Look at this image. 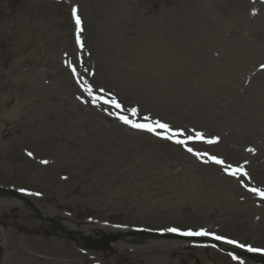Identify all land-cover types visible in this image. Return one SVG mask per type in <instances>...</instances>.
I'll list each match as a JSON object with an SVG mask.
<instances>
[{
    "label": "rangeland",
    "instance_id": "374dc122",
    "mask_svg": "<svg viewBox=\"0 0 264 264\" xmlns=\"http://www.w3.org/2000/svg\"><path fill=\"white\" fill-rule=\"evenodd\" d=\"M262 66L264 0H0V264H264V233H252L264 226V154L243 151L264 148ZM39 144L81 159L71 170H35ZM174 145L252 177L256 185L239 181L237 194L240 207L252 208L246 220L226 217L224 202H186L193 194L178 188L182 156L163 150ZM57 171L68 179L64 189ZM105 172L170 180L179 194L167 205L187 208L168 223L214 232L182 236L148 219L132 238L111 235V206L91 192ZM62 224L83 231L65 232ZM7 238L16 247L6 250ZM243 238L254 252L234 248ZM32 239L48 248L60 243L63 254L31 251ZM152 243L163 250L140 252Z\"/></svg>",
    "mask_w": 264,
    "mask_h": 264
},
{
    "label": "bare ground",
    "instance_id": "6f19581e",
    "mask_svg": "<svg viewBox=\"0 0 264 264\" xmlns=\"http://www.w3.org/2000/svg\"><path fill=\"white\" fill-rule=\"evenodd\" d=\"M158 50L159 47L152 44L150 51L157 53ZM33 148L31 162L35 170H45L49 168H52L53 170H71L76 165V162L81 159L78 158L75 160V158L72 159L70 156H59L56 154L55 147L53 146H44L39 144ZM188 149L189 147L184 148L175 145L163 147V150L165 151H173L182 156L180 157L179 162L181 168H176V174L182 177L181 180L183 182V184L181 181L178 182V188H182L183 193H189L190 195L193 194L191 198L188 196V200L186 202L195 205V208H199L201 206V200L203 198L208 200L210 203L212 202L215 204L224 202V204H228V207L226 206L227 208H225L226 217L236 220L242 216L244 220H246L244 215L247 216L251 213L252 208L240 207V202L237 200V194L243 193V191L239 188V181H243L244 183L249 182L252 185H256L251 182L252 177L245 175L235 177V175L230 174L229 171H224L223 168H221L224 167L223 165L217 164L213 161L206 160L202 162L198 160V158L191 155L193 148H191L192 151H188ZM230 149H234V146ZM243 151L248 153L258 151L264 154V148L247 147L244 148ZM149 152L150 151H148V153ZM254 156L249 157L252 163L256 159ZM147 162L149 164V168L156 167L155 163L151 160H147ZM187 163H189L188 169L195 173L192 176H189L186 173ZM171 167L174 166L171 165ZM171 171L172 168L166 173V175L171 174ZM59 173L61 175V177H59V186L61 189H64V187L68 184V179L64 176V174H62L63 172ZM186 179L192 182L190 186H188ZM253 179H255V177ZM192 188L194 189V193ZM91 192L97 195L98 201L103 202L106 206H111V223L114 224H111V226L107 228L108 233H111V235L114 232L120 234L128 233V237L126 238H132L133 236L139 234V228L146 226L145 223L148 219L151 220L153 224H158L163 221V224L165 225L164 227L166 228H177L180 231L182 230L179 226H177V220H173L171 224L168 223L170 218H173V215L178 207L182 209L187 208L186 203L183 202H181L179 206L167 205L170 199L179 194L176 190L171 188L170 180L168 179H163L160 176L144 177L141 174H133L132 176L127 174H117L111 176V172H105L104 175H96ZM244 194L250 196L248 192L244 191ZM49 199L50 201H55L53 197H50ZM260 202L264 204L263 201ZM13 203H15V201H13ZM215 204L212 205L216 207ZM55 206L59 207V203H56ZM1 207H4L2 199H0V208ZM53 216H56L54 212H52V217ZM56 217L58 218V216ZM206 227L210 229H207ZM61 228L65 232L69 231L72 234L81 233L83 231L82 229H78L76 226L72 225L65 227L62 224ZM154 229H156V231L159 230V228ZM200 230H204L206 233L210 234L214 232L210 226L205 224L198 227L194 226L184 229L182 232L185 233L192 231L195 233ZM252 233L255 235L264 233V226L261 222L255 225V228L252 229ZM66 244V241H63V246ZM250 244H252L251 240L243 238L236 243L234 248L244 251H246L247 248L254 252L256 246H252ZM3 245L6 250L13 249L16 247L15 238L13 241L7 238ZM29 245L31 251L40 253L41 255L50 254L53 258H58L61 257V254H63L62 244L57 242L52 244L54 246L53 248H48L43 246L37 239H32L29 242ZM240 245H244V247H241ZM162 250L163 247H161L159 243H152L140 248V252L143 254H150L152 252L159 253V251Z\"/></svg>",
    "mask_w": 264,
    "mask_h": 264
},
{
    "label": "snow or ice",
    "instance_id": "6c2138e0",
    "mask_svg": "<svg viewBox=\"0 0 264 264\" xmlns=\"http://www.w3.org/2000/svg\"><path fill=\"white\" fill-rule=\"evenodd\" d=\"M80 23V19L79 17L77 16V24L79 25ZM264 67V66H262ZM108 102H113V101H108ZM115 106L117 108L120 107L119 103H116ZM131 112L133 115L136 114L137 110L135 108L131 109ZM120 119L125 123V124H130L132 127H135V128H141V129H146L148 131H155V128L152 127V126H149L148 124H143V123H136L132 120H129L126 116H121ZM156 124L162 128V129H169V126L167 124H163V123H160L159 121H156ZM158 135L160 133H157ZM166 138H169L171 139L172 136H168ZM196 138H199V139H203V134L201 133H196ZM188 139H193V137H188ZM209 142H212V141H209ZM176 143H184V141L182 140H176ZM188 151H192L191 148L188 149ZM29 155H31V153H29ZM199 155V154H198ZM212 159L218 163V164H223L224 162L222 160H218L216 157H212ZM230 167V166H229ZM226 171H228V168L225 169ZM242 171L241 169H235L233 170L230 174L232 175H236L238 172ZM246 175V173H244ZM254 192H259V190L257 189H253ZM262 196H264V192H261L260 193ZM39 195V193L37 194ZM164 231H169V232H178L180 231L179 229L177 228H167V229H164ZM185 235H208L209 233H206L204 230H200L199 232H195L193 233L192 231H188V232H185L184 233ZM217 239H221V237H217ZM230 243H235V241H229ZM241 247H244V245H240Z\"/></svg>",
    "mask_w": 264,
    "mask_h": 264
}]
</instances>
